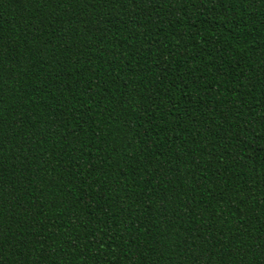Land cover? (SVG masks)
<instances>
[{
  "label": "trees",
  "instance_id": "trees-1",
  "mask_svg": "<svg viewBox=\"0 0 264 264\" xmlns=\"http://www.w3.org/2000/svg\"><path fill=\"white\" fill-rule=\"evenodd\" d=\"M0 264H264V0H0Z\"/></svg>",
  "mask_w": 264,
  "mask_h": 264
}]
</instances>
